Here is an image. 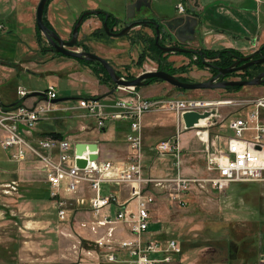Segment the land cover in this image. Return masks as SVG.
Instances as JSON below:
<instances>
[{
	"label": "rangeland",
	"instance_id": "374dc122",
	"mask_svg": "<svg viewBox=\"0 0 264 264\" xmlns=\"http://www.w3.org/2000/svg\"><path fill=\"white\" fill-rule=\"evenodd\" d=\"M67 1L76 4L84 0ZM92 1L101 3L107 10H115L124 20L126 6L122 8L121 5L124 1L132 0ZM14 3V0H0V99L9 106L18 102L15 94L17 88L30 94L41 93L48 86H53L56 99L63 101L51 104V111L44 115L47 120L39 121L35 128L38 131H55L63 137L71 135L74 141L88 140L86 143H93V138L106 139L103 132L95 131L93 120L81 118L85 112L76 108L77 100L93 99L101 106H106L120 93L111 98L105 97L109 96L108 93L105 96L102 94L107 92L112 83L99 84L95 75L83 64L41 51L48 49L45 38L40 33L36 34L34 27L29 28L26 19L19 17L27 4L21 5L20 10V6L15 7ZM182 5L185 8V2ZM210 11V8H205L202 12L206 21L212 20ZM66 15L68 18L55 14L51 25L47 24L63 41L69 40V30L73 25L71 15L68 12ZM88 29L89 25H86L81 32L79 27L76 44L71 50L88 52L98 57L102 55V59L123 80H132L139 74L156 71V57L146 44V40L152 37L150 30L133 29L127 36L114 38L107 36L101 28L91 33ZM208 35L212 38L204 37L198 44H191L193 49L217 51L211 49H216L217 40L213 39L212 32ZM251 50L249 47L237 51L247 56ZM169 57L173 60L174 68L185 67L188 62L182 55L171 54ZM203 63L202 67L194 64L189 66L187 71L178 73L177 77L182 76L184 83L210 80V73L206 69L209 63ZM100 78L104 81L103 77ZM230 79L238 81V78ZM159 83L164 86L163 92L149 99L202 100L213 104L211 110L216 116L212 118L208 132L210 138L220 136L217 139L220 146L224 136L231 135L226 130L227 122L243 117L250 103L264 96V86L261 85L240 87L237 91L229 92L225 89L177 91L158 81L134 90L140 94L154 93L156 87L151 86ZM120 125L119 122H106L109 129L118 130ZM142 125V144L146 150L176 133L175 116L168 112L148 113L143 117ZM82 126L87 128L86 133L80 130ZM191 129L180 132L178 137L182 138L184 158L193 156L194 160L191 164L189 161L181 163L179 157V167L185 166L188 177L205 178L203 147ZM152 167V173L163 170L174 172V169L159 168L156 164ZM231 189L237 190L239 194L227 196L226 190L219 193L205 185L191 187L184 196L180 194V204L169 199L168 196L175 193L172 189L150 186L147 192L154 197V203H157L159 196L164 200L162 205L166 207L167 214L162 217L163 225L169 237L178 243L181 254L187 253L198 264H226L239 253L243 258L253 256L256 264H264V182L232 184ZM108 191L107 186H101V195H106ZM78 196L87 199L90 193L84 188L82 192L67 198L64 214L58 216L41 176L31 171L28 164L15 165L9 162L7 153L0 149V264H109L105 254L108 248L117 249L120 228L108 237V230L96 224L87 203L75 202ZM154 217L156 219L159 216ZM99 239L109 242V247L98 246L96 241ZM116 257L121 260L125 255L116 254Z\"/></svg>",
	"mask_w": 264,
	"mask_h": 264
},
{
	"label": "built area",
	"instance_id": "2783aa9c",
	"mask_svg": "<svg viewBox=\"0 0 264 264\" xmlns=\"http://www.w3.org/2000/svg\"><path fill=\"white\" fill-rule=\"evenodd\" d=\"M175 10L177 14L185 11L181 3L176 5ZM113 93L120 95L106 106H101L97 100L78 99L76 108L85 112L82 119L94 121L97 131L102 130L106 122L125 125L124 143L129 154L122 165L98 159L88 161V152L76 155L74 145L84 142L59 135L32 136L35 125L51 111V101L56 99L53 86L41 92L44 100L38 96L29 97L26 91L17 88V103L5 106L0 102V149L7 153L9 162L28 164L31 171L41 176L58 216L64 214L65 200L86 188L90 193L86 202L96 224L108 230V237L120 228L117 249L108 248L105 254L107 263L168 264L171 255L180 254L178 244L168 240L161 245L144 238L150 218L149 207L154 203V197L147 189L150 186L172 189L175 193L168 196L169 199L180 204V194L187 193L191 187L205 185L221 193L232 184L264 182V96L253 100L243 117L227 122L226 130L231 135L224 136L221 146L217 142L220 136L210 138L208 132L215 112L202 119L200 126L194 125L191 130L203 147L207 176L187 178L179 174L180 149L177 141L180 132L185 130L181 117L187 112H211L213 104L202 100L143 98L133 88L119 86L114 88ZM151 112H168L175 116V135L153 147L155 156L173 157L175 174L171 178L143 174L142 123L143 117ZM80 130L84 132L85 127H80ZM77 160H84V167L78 168ZM103 185L124 187L128 193L127 201L120 203L110 191L101 195ZM74 200L82 203L84 199L75 197ZM111 206L115 208L112 214L106 210ZM96 244L109 247V242L104 239H99ZM117 252L123 253L125 259L117 260ZM158 254L161 256L155 257Z\"/></svg>",
	"mask_w": 264,
	"mask_h": 264
},
{
	"label": "crops",
	"instance_id": "0c3cea01",
	"mask_svg": "<svg viewBox=\"0 0 264 264\" xmlns=\"http://www.w3.org/2000/svg\"><path fill=\"white\" fill-rule=\"evenodd\" d=\"M14 6L18 7L21 5L27 4V7L23 8L20 12L21 18L26 19L27 23H29V28L33 29L34 27V13L35 7L38 3V0H14ZM130 1H124L121 7L124 8L129 4ZM185 2V12L183 14H177L175 7L178 3ZM196 3V6L194 4ZM150 7L148 9H142L140 14L136 15L134 20H143V21H153V22H168L171 18L175 16H190L197 20V38L193 43L200 42V39L212 38V36H206L207 33L212 32L213 39L217 40L215 44V48H211L213 50L218 49H234V50H242L248 49L252 43L257 42L261 43L264 40V0H150L149 1ZM205 8H210V12L212 13V20H205L202 16V12ZM121 9V8H120ZM102 12L106 15H110L115 21L119 24H125L129 21L126 19H122L115 10H107V8L101 6V3L92 0H84L79 1L78 3L74 4L73 2L67 0H48V4L44 10L43 18L45 22L50 26L53 17L56 15L63 16L64 18H68V15H71L73 19V23L77 20L83 12ZM65 12V14H64ZM213 22V23H212ZM219 22V23H218ZM89 25L90 33L96 29L101 28L100 19L97 15H89V17L83 21L82 25L80 26V30L85 26ZM144 30H149L147 27H141ZM135 29H140L136 27ZM134 29V30H135ZM68 31V29H67ZM70 31V30H69ZM68 31V32H69ZM214 47V46H213ZM99 57L104 58L102 55L99 54ZM151 87H156L154 93L150 92H140L137 90L136 92L144 98H155L159 93L163 92L164 86L163 84H153ZM108 93L109 96H105ZM105 97L111 98L115 94L113 93V85L110 86L106 91L103 92ZM0 102L5 105V103L0 99ZM12 105V104H11ZM6 106V105H5ZM44 120H47L46 118ZM43 121V120H42ZM39 122L35 125L38 126ZM32 130L31 134L34 137L45 136L49 133H56L59 136L61 134L55 131H38L37 128ZM84 127V126H83ZM120 128L116 130L115 128H107L106 123L101 132L106 136V139H97L93 138L91 141L96 144L97 146V159L99 161H110L115 165H122L126 162V158L129 154V150L127 149L125 143L123 142L124 136L126 134V127L124 124L119 126ZM87 128L85 127L84 133H86ZM96 132H99L95 130ZM63 137V136H62ZM74 136H67L64 138L73 139ZM170 136L166 137L169 138ZM80 142L86 143L88 140H84ZM178 147L180 149V161L183 163L184 161L193 163L194 160L193 156H189L184 158L182 154V138L178 137ZM153 146L149 149H145L143 146V174L148 175L154 178H171L175 174V167H174V159L170 155H165L163 157H156L153 153ZM183 161V162H182ZM153 164L159 166V168H170L174 169L173 173L169 171H162V172H153ZM185 164V163H184ZM182 165V164H181ZM181 167V168H180ZM179 167V174L185 177H188L186 171L187 169L185 166ZM256 185V184H254ZM258 185V184H257ZM108 190L114 193L118 201L120 203H124L127 201L128 193L127 189L124 187H114V186H107ZM232 185L228 187L226 190L227 196L229 194L238 195L239 192L237 190H232ZM184 196V194H181ZM80 197V196H78ZM164 198V197H163ZM157 203H153L149 207V223L147 227V231L144 235L145 239L153 240L161 245H163L168 240H173L169 237L168 232L165 230L163 225V216L167 214L166 207L162 205L164 200L162 197L159 196L157 199ZM83 201L86 202V199ZM83 203V202H82ZM87 203V202H86ZM132 207V204H129ZM109 213H113L115 208L111 206L110 208L106 209ZM154 215L159 216L155 219ZM163 217V218H162ZM160 218V219H159ZM177 243V242H176ZM178 244V243H177ZM116 254H123L120 252ZM187 253L177 255H171V261L168 264H198L197 261H193ZM161 255H155V257H160ZM153 257V255L151 256ZM117 258V257H116ZM125 259V257H122ZM255 258L253 256H248L243 258L239 253L234 258L228 260L226 264H256ZM117 260L121 261L117 258ZM109 264H122L121 262L117 263H109Z\"/></svg>",
	"mask_w": 264,
	"mask_h": 264
},
{
	"label": "water",
	"instance_id": "95a60500",
	"mask_svg": "<svg viewBox=\"0 0 264 264\" xmlns=\"http://www.w3.org/2000/svg\"><path fill=\"white\" fill-rule=\"evenodd\" d=\"M48 0H39L36 7H35V13H34V25L36 30L45 38V40L48 42L49 46L51 47V50L53 53L58 54L62 57L70 58L73 60H82L89 63H96L105 71L107 74L110 82L114 87H127V88H139L143 87L146 84L147 81L151 79H156L158 81H161L167 85H169L172 88L183 90V91H194V90H224L226 88H232V87H253V86H259L262 82H264V72H261L257 75H255L250 80L246 81H214V79H210L205 82H199V83H184L180 82L176 77L168 75L164 71L156 70L152 72H146L139 74L132 80H123L121 79L115 71L112 69V67L102 58H99L98 56L84 52V51H75L71 50L76 44V38L78 33V28L82 24L83 17L88 15H103V18L106 19L107 15L94 11V12H83L80 14V16L77 18L75 23L72 26L70 38L68 41L61 40L54 32H52L50 29H48L44 23H43V11L44 7L46 5ZM150 0H132L129 2V4L126 6V20L133 21L136 17V15L140 14L142 9H148L150 7L149 5ZM196 6V3L194 4ZM168 24H172V26H169ZM145 26L146 24L144 22H131L128 25L124 26L121 30H119L117 33L109 32L105 23H102V29L104 33L107 36L114 37V38H120L127 34V32L135 27V26ZM163 26L167 31L174 32L179 35H187L189 40L192 39V36L195 34V30L197 28V20L195 18H192L190 16H175L171 18L168 22L163 23ZM155 32H157V25H154ZM177 40L179 42H183L179 37H177ZM155 45L156 41H155ZM159 51L161 53H189L190 51H185L181 48L177 47H171V48H163L160 46H157ZM250 57L241 58L239 61L245 62L248 61ZM264 63V57L259 58L254 61H250L245 63L244 65L240 67L235 68V64L230 65L229 67L225 69H217V72L219 75L223 76L224 74L233 72V71H243L246 68L252 66V65H260ZM29 97H40L42 100H44V96L41 93H30L28 95ZM63 101V99H55L51 101V104L57 103ZM213 115V112H204L202 114H198L195 112H187L182 115V122L185 130H189L194 127V125H197L199 120H202L204 118H208ZM75 153L76 155H81L85 150L89 153L88 155V161H95L97 159V146L95 143H78L74 145ZM84 160H77L76 166L78 168H82L85 165Z\"/></svg>",
	"mask_w": 264,
	"mask_h": 264
},
{
	"label": "flooded vegetation",
	"instance_id": "af4514ba",
	"mask_svg": "<svg viewBox=\"0 0 264 264\" xmlns=\"http://www.w3.org/2000/svg\"><path fill=\"white\" fill-rule=\"evenodd\" d=\"M100 22H101V29H102V23L104 22L105 25H106V22L105 21L102 22L101 20H100ZM131 22H144L146 25L143 26V27H147V29L150 30L152 37H151V39L146 40L147 41L146 42L147 49L150 51L151 50V46H152L154 49H156L160 53V55H158L155 58V64H156V67H155L156 69L155 70H157L160 65L161 66H166L169 69H171V68L175 69L174 66H173V60L171 59V57H169V55L173 54V55H182V56L185 57L184 59L188 61L185 64L186 71H187L189 69V66L193 65V61L196 60V57L201 55V53H202L201 50L203 48L194 50L192 45H191V44H193V42L197 38V32L196 31H195V34L192 36V39L189 40V39H187L188 38L187 35H179V34H176L174 32L167 31L165 29V27L163 26L162 22L133 20V21H129L128 23H125V24H119V23H117L115 21L112 24L108 23L109 25H111L110 27H111V30H112V31H109V30L108 31L112 32V33H117L120 29H122L124 26L128 25ZM155 24L157 25V32H155V29H154V25ZM168 25L172 26V24H168ZM136 27L141 28L142 26L138 25V26H135V27L131 28L127 32V35H129L131 33V31L133 29H135ZM34 28H35V25H34ZM71 29H72V27H71ZM102 31H103V29H102ZM70 34H71V30H70V33H69V37H70ZM127 35H125V36H127ZM176 36L179 37L181 40H183V42H179L177 40ZM139 39H141V38H139ZM155 41H156L157 45H155ZM47 45H48V49H46L45 51L53 53L52 50H51V47L48 44V42H47ZM157 46H160V47H163V48L177 47V48H181V49H183L185 51H190V52L189 53H184V54L183 53H174V52H172V53H161L159 51V49L157 48ZM250 48L252 49L251 53H249V55H247V56H243L237 50H235V51H237L240 54V56L230 55L229 66L232 65V64H235V68L236 67H240V66L244 65L247 62L254 61V60H257L259 58L264 57V40L261 43H257V42L252 43ZM203 50H205V49H203ZM230 50H234V49H230ZM53 54L55 55V53H53ZM245 57H250V58L248 59V61H245V62L239 61L241 58H245ZM215 60L216 59L204 58L203 57V62L207 61V63H209V64H207V67H206V69L210 73V78L209 79H214V81H236V80H231L230 78H238V81H240V79H245V78L248 79V77L245 76V74L247 73V71H249L252 67H255V66H258V68H257L258 71L256 72V74H254L250 78H253L255 75H257V74H259L261 72H264V69H262V65L264 64L263 63V64H260V65H252V66L246 68L243 71H233V72H230V73H227V74H224L223 76H221L217 72V69H220V68L216 67L215 65H213V62ZM229 66H227V67H229ZM223 69H225V68H223ZM171 76H174V77L177 78L178 75L176 74V75H171ZM180 77L182 78V76H180Z\"/></svg>",
	"mask_w": 264,
	"mask_h": 264
},
{
	"label": "trees",
	"instance_id": "16d2710c",
	"mask_svg": "<svg viewBox=\"0 0 264 264\" xmlns=\"http://www.w3.org/2000/svg\"><path fill=\"white\" fill-rule=\"evenodd\" d=\"M48 4V1L44 7V10L46 8ZM43 14H44V11H43ZM89 17L88 16H85L83 17V20H86L87 18ZM97 17L103 22L105 21L106 22V26L108 28L109 31H112L111 30V25H109L108 23H114L115 22V19H113L110 15H107V18L104 19L103 18V15H97ZM43 23L44 25L48 28L47 26V23L44 21L43 19ZM49 29V28H48ZM79 30V29H78ZM35 32L36 34H39V32L35 29ZM41 51H45V50H41ZM151 53L157 57L158 55H160V53L154 49L152 46H151ZM201 55L197 56L196 57V60L193 61V64L198 66V67H202L204 65L203 63V57L204 58H211V59H216L214 62H213V65H215L216 67H219L220 69H223V68H226L227 66H229V63H230V55H237V56H240V54L235 51V50H230V49H223V50H217V51H212V50H201ZM58 55V54H56ZM60 56V55H58ZM81 64H83L84 66L88 67L90 69V71L95 75L96 79L98 80V83L99 84H105V82H110L107 74L105 73V71L101 68V66H99L98 64L96 63H89V62H85V61H82V60H75ZM258 66H255V67H252L249 71H247V73L245 74V76H247L248 78L252 77L254 74H256V72L258 71L257 70ZM157 70H160V71H164L166 72L167 74L169 75H176L178 73H184L186 71V67H179V68H171L169 69L168 67L166 66H159V68ZM100 77H103L104 78V81H102V79ZM177 79L180 81V82H185L183 78L181 77H177ZM154 82H158V80L156 79H151L149 81L146 82L147 85L149 84H152ZM261 86H264V82H262L260 84ZM136 89V88H135ZM175 89V88H174ZM240 87H232V88H226L225 91H237L239 90ZM177 91H182V90H179V89H175ZM57 135V134H55Z\"/></svg>",
	"mask_w": 264,
	"mask_h": 264
},
{
	"label": "bare ground",
	"instance_id": "6f19581e",
	"mask_svg": "<svg viewBox=\"0 0 264 264\" xmlns=\"http://www.w3.org/2000/svg\"><path fill=\"white\" fill-rule=\"evenodd\" d=\"M217 105H219V104L217 103ZM201 124H203V120H199L197 123V126H200ZM85 152H87V150H85Z\"/></svg>",
	"mask_w": 264,
	"mask_h": 264
}]
</instances>
